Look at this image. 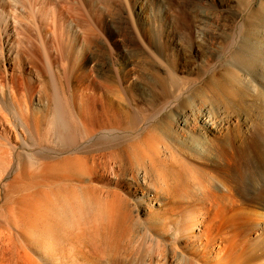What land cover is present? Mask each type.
Instances as JSON below:
<instances>
[{
  "label": "rangeland",
  "instance_id": "obj_1",
  "mask_svg": "<svg viewBox=\"0 0 264 264\" xmlns=\"http://www.w3.org/2000/svg\"><path fill=\"white\" fill-rule=\"evenodd\" d=\"M226 38L238 39L241 51L233 49L232 55L231 51L228 54L223 50L220 43ZM134 40L136 43L132 44ZM263 41L264 0H0V104L4 103L8 107L4 112L9 117L13 115L14 110V125L22 122L20 116H15L18 106L16 102L12 103L10 97L14 86V93L23 97L24 113L32 122L33 129H36L24 135L23 130L17 126L24 140L20 138L18 142L14 141L18 147L5 155L6 163L3 165L7 168L8 175L5 179L6 193L0 202V227L5 226L7 230L4 231L1 227L0 231L9 232V222L14 220L15 223L23 205L18 199H28L26 196L29 193L36 192L40 199H45L48 195L59 197L67 203L68 208L70 202L81 200L85 209L74 211L71 208L70 213H65L66 216L62 218L66 231L69 232L75 223L81 237L85 239L92 230L90 225H95L96 220L97 234L107 233L98 221L101 219H96L100 217H97L95 202L89 199L81 188L97 186L125 191L128 174L125 177L110 175L106 181L98 177L93 178L92 183L88 180L81 181L79 172L72 166L76 163L70 159L82 156L84 152L74 148L72 144L69 146V139L61 134L62 125L67 122L79 128L82 126L78 101L80 95L86 96L93 91L84 90L88 82L97 84V81H104L103 78L107 74L111 76L110 82L114 84V92L105 93L99 88L96 94L99 100L101 97L107 105L124 107L125 117L119 125L125 136L118 147L132 152V166L135 169L149 174V179L153 180L157 176L159 178L160 175L162 179L169 176L170 169H167V166L173 168L177 163L176 153L180 155L177 147L175 148L178 137L168 132L170 126L169 123L166 124L167 115L180 110L182 101L191 99L192 96L198 97V94L203 95L211 81L212 85H216L214 89L219 91L218 83L222 84L221 81H224L225 84L229 76L225 74H231L233 68H237L238 73L242 72L243 68L256 69L259 65L261 68L264 65ZM211 46L216 54L213 71L205 65L208 52L213 48ZM236 51L242 58H236ZM227 55L228 58H225ZM231 63H236L231 66L233 68L230 67ZM50 64L56 69L54 74L58 81V93H61L59 101L63 99L60 101L63 104L59 102V106L61 104L66 109L61 106L60 110L56 109L57 99L54 97L55 89L52 83L54 75L50 72ZM234 73L236 72L233 71L232 74ZM232 76L238 78L235 74ZM217 79L219 80L216 81ZM223 84L222 89L228 88L230 92H234L237 101L241 102L246 98L240 91H235L237 83H234L237 84L236 87L232 85L234 90L227 83ZM203 98L205 96H202ZM162 123H165L164 127ZM161 130L163 131L159 133ZM1 131L0 129V133ZM2 134L0 136L4 142ZM152 148L154 150L150 151ZM101 150L103 153L112 151ZM161 157L165 159L162 160ZM69 161L72 165L68 164ZM50 174H56V179L49 180ZM61 174L67 178H62ZM117 180L123 184L122 187L115 183ZM151 187L156 186L151 184ZM155 203L154 208L159 209L161 205ZM75 212L79 214L76 215ZM39 216L32 218L35 229L25 231L31 236L36 237L40 233L38 230L44 228L43 219ZM14 231L18 232L15 227ZM122 236L119 246H110L106 254L102 251L101 255L105 259L110 257L113 260L122 253L123 257L128 256L131 260L136 258V262L141 263L139 260H143V254L149 244V241L148 244L146 241L143 243V239L149 240L147 235L141 227L135 225L127 229ZM14 242L16 259L23 247L22 241L14 239ZM38 242L37 238L35 253L31 249L28 250L34 257L42 255ZM144 244L146 246H143ZM150 244L155 243L150 241ZM94 259L89 258V262H96Z\"/></svg>",
  "mask_w": 264,
  "mask_h": 264
},
{
  "label": "bare ground",
  "instance_id": "obj_2",
  "mask_svg": "<svg viewBox=\"0 0 264 264\" xmlns=\"http://www.w3.org/2000/svg\"><path fill=\"white\" fill-rule=\"evenodd\" d=\"M237 40L226 38L222 40L220 47L227 53L231 51L233 55V49L240 51L242 49ZM135 43V40L132 41V44ZM28 53L31 52L28 51ZM208 53L205 65L212 70L216 57L214 47ZM241 56L235 57L242 58ZM225 58H228V55ZM231 64L230 67L235 66L234 63ZM255 68L248 70L243 68L239 73L236 71L237 68H233L238 78L232 76L233 71L231 74H225L229 75L225 84L227 83L231 88L238 84L235 91H240L246 96L243 101L238 100V102L234 92H230L228 88L222 89L221 85L224 81H221L222 84L218 83L220 90L218 88L219 91H217L214 89L215 84L212 85L210 80L212 84L208 82L210 86L205 87L207 89L205 93L200 92L203 95L198 94L199 91H197L198 97L192 96L191 99L181 100V109H178V105L175 113L167 115L166 124L169 123L170 128L169 131L166 130V125L163 130L178 137L175 148L177 147L180 155L176 153V163L172 161L171 153V161L176 164L172 166L173 168L167 166V169H170L168 177L164 176L165 178L161 179L160 175L153 180L148 178L149 174L132 166L131 151L118 147L125 136L124 130L119 125L125 117L124 107L119 108L115 106L116 104L107 105L101 97L99 100L96 94L99 88L105 93L113 91L114 84L110 82L111 76L107 74L103 78L105 82L102 80L97 81V84L88 82L84 90L93 91L86 96L80 95L78 101L82 126L79 128L71 122V124L67 122L63 125L61 123V129H63L61 134L69 139V146L72 144L74 148L77 147L84 152V155L70 159L71 162L75 161V166L68 162L79 172L81 181L88 180L92 183L95 177L106 181L107 176L110 175L125 177L128 174L125 191L97 188V186L81 188L83 193L95 202L94 206H97L96 212H98L96 214L100 217L96 219H101L98 221L107 233L97 234L96 220L95 225H90L92 230L85 239L81 237L78 225L76 226L75 223L72 229L69 228V232L66 231L62 218L66 216L65 213H70L71 208L74 211L85 209L81 200L70 202V208H68L67 203L59 197L48 195L44 197L45 199H40L36 192H32L26 196L28 199H18L23 205H21L20 214L14 217L15 223L14 220L10 221V224L7 223L9 232L0 231V264H264V65L261 68L260 65ZM55 70L54 65L50 64V72L54 75L52 79L55 89L54 97L57 99L55 106L60 110L63 106L60 101L63 99L59 101L61 96L59 97L60 92L58 93L59 86L55 78ZM84 78L87 79V77ZM234 83L237 84L234 85ZM2 91L5 92L3 89ZM202 96L205 98L202 99ZM10 97L12 103L16 102L18 106L15 116H20L22 122L14 125V110L13 115L9 117L4 112L8 107L4 103L0 104V129L5 139L3 142L0 136V202L6 193L5 179L8 175V170L3 165L6 163L5 155L17 148L18 145L14 144V141L18 142L22 138L18 127L23 130L24 135L36 130L33 129L32 122L24 113L23 97L14 93V86ZM167 134L171 137L169 133ZM101 149L112 151L103 153ZM152 150L154 149L150 151ZM164 157H161L162 160L165 159ZM61 176L67 178L64 174ZM55 177H57L56 174L48 176L51 181ZM115 183L120 187L123 185L118 180ZM151 184L156 187L152 188ZM155 202L161 205L159 209L154 208ZM36 215L42 217L44 228L39 229L40 233L35 237L25 231L30 232V228L35 229L32 218ZM135 225L141 227L149 239H143V243L146 241L148 244L149 241L148 245H150H147L143 254V260L146 261L139 260L142 262L138 263L136 258L131 260L127 258L128 256L123 257L122 253L113 260L110 257L105 259L101 255L102 251L106 254L110 246L118 245L125 231ZM4 227V231L7 230ZM14 227L18 232L14 231ZM37 238L38 244L41 245L39 251L42 254L37 256L38 258L28 251L31 249L35 253ZM14 239L22 241L23 247V251L18 248L20 252L17 251L19 255L16 259L14 258ZM150 241L155 244H150ZM91 257L95 258L97 263L89 262Z\"/></svg>",
  "mask_w": 264,
  "mask_h": 264
}]
</instances>
